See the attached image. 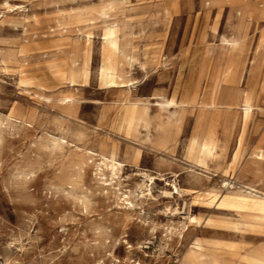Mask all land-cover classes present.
I'll return each instance as SVG.
<instances>
[{"label":"rangeland","instance_id":"1","mask_svg":"<svg viewBox=\"0 0 264 264\" xmlns=\"http://www.w3.org/2000/svg\"><path fill=\"white\" fill-rule=\"evenodd\" d=\"M107 1L0 0V264H247L264 246V223L209 205L206 191L226 192L224 181L264 191V165L253 159L264 130V0H111L105 16ZM112 21L123 54L135 61L114 50L112 67L130 85L103 88L101 29ZM232 40L241 42L233 51L226 44ZM187 82L188 96L194 91L199 103L209 93L217 104L210 125V108L200 117L197 106L165 111L150 99H179ZM243 90L254 104L233 157ZM125 100L149 104L146 126L117 129ZM208 126L217 155L196 165L185 148ZM53 135L71 145L53 151ZM85 149H113L126 164L120 187L129 189L133 206L98 187L93 163L76 175L73 163ZM94 161L110 181V169ZM138 167L193 190L164 197L170 186L156 180L140 198L137 187L147 181L135 174ZM68 177L73 192L86 195L85 207L67 193ZM187 215L199 224H188Z\"/></svg>","mask_w":264,"mask_h":264},{"label":"bare ground","instance_id":"2","mask_svg":"<svg viewBox=\"0 0 264 264\" xmlns=\"http://www.w3.org/2000/svg\"><path fill=\"white\" fill-rule=\"evenodd\" d=\"M213 1H217V0H213ZM111 5H112L111 0L107 1L106 4L104 5L103 7L104 9L102 11L105 16H107V13H108L107 9L110 8ZM5 6L9 8L12 5L5 2ZM171 7H173V4L171 2L168 5H166V7L164 6V9H165L164 13L168 14ZM238 13L240 14V12ZM119 31H120L119 26L117 25V23L113 21L110 23H105L101 29L102 60L98 66V82L103 88L125 87L127 85H130L131 80L130 79L124 80L119 74V72L114 70L111 64L110 56L114 50H116L119 55L121 56L123 55L124 59H126V62H128L129 64L135 61L133 56L123 54L121 44L117 40V36H120ZM86 33H85L86 36L84 39L85 45L88 44V42L90 41V36L89 34H86ZM226 44L227 46L230 47L232 51L238 49L241 46L240 40H232L230 42H226ZM163 57L165 56L160 55V59H163ZM83 63H84V66L82 70L79 72L81 81H83L86 76L87 59ZM186 63L188 64V70H191L192 61H188V62L186 61ZM204 63L208 64L209 59L205 58ZM139 66L143 70H146V64L144 62L139 61ZM229 72H230V68L226 70L225 80H227ZM188 86H189V82L184 84V86L182 87V95H181V98L179 99H176L175 95H172V96L170 95L171 96L170 98H164L162 96H151L150 99H154L155 100L154 105H156L159 109H164V110L167 108L177 107V106H183V107L197 106L200 111V117H202L205 109L210 108L213 110L209 118V125H210L212 116L218 113L217 104L214 102H211L208 99L209 93L204 95L202 99L200 100V102L198 103L196 101L197 96H196V93H194V91L190 96H188V92H187ZM253 98L254 97L251 91L249 90L242 91L241 96H240V107H241L240 119L242 121L241 122L242 126H241V133L236 140V144H235L236 148L231 154V156L233 157L236 155V153L240 150L242 146V134H243L245 125L252 113V108L254 104ZM63 101L70 102L71 100L69 98H64ZM148 106H149L148 103H140L138 101L129 102L128 100H125L121 104L120 109L117 113V117H116L117 129L118 130L127 129L129 131H132L135 129V126L139 122H142V124L146 126L147 120H148V109H149ZM5 117L6 119H9V120L17 119V117H14L13 115H9V114H6ZM53 136L54 137H52V139L50 140V145L53 151L61 152V150L64 147V144L71 145V143H69L64 137L56 136V135H53ZM218 147H219L218 140L215 139V137L213 136V132L210 130V127L208 126V130L205 135L201 137L199 135L190 136V139L186 145L185 151H186V155L188 156V158L194 160L196 165L197 164L204 165L208 159H214L216 157ZM79 156L80 157L78 158V160L74 161L73 163V166L75 167L77 171L76 175H78V177L81 176L80 171L83 169V167L88 162L93 163L94 175H95L98 187L105 194H107L108 190L111 193H113L116 196V199L120 201V204L133 206L132 200L130 199L131 193L129 189L122 190L120 187V172L122 170V167L126 164L117 159L116 154L113 149L110 150L108 154L97 153L95 151L85 149L81 152ZM133 157L135 160L139 158L138 150L134 152ZM95 158H98L101 160L102 162L101 165H105L104 168L110 169V172L112 175L110 181L105 180V178L102 177V173H101L102 168L99 167L100 165L99 162L94 161ZM253 159H254V162H258V163L261 162L264 165V130L258 141L256 151L253 154ZM147 172L148 170L139 168V167L135 171V174H138L139 176H141L143 179L147 181L146 184H140L137 187V191H138L137 194H139L140 198L146 194L151 195V192H150L151 185L155 183L156 180H163L165 181V185L170 186L171 190L163 189L161 191L162 196L164 197L171 196L174 193L180 194L183 191L188 192V191L193 190V189H182L178 187L175 183V179L166 180V177L162 173H159V172L147 173ZM113 178L117 180L118 186L113 185V183L115 182L112 180ZM66 183L70 185V190H68L67 193L70 195L74 194L75 198L78 199L82 203V205L85 207L86 201H87L86 195L83 193L82 195L78 196L73 192V184H72V181L70 180V177H68V180L66 181ZM222 187L226 190V192L220 195H218L217 192L206 191V196L208 198L207 203L209 205H214L216 206V208L231 209V210H234L236 213L245 214L246 216H249L251 218H254L255 220H258L264 223V191H259L253 188L250 184H239L238 185V184H234V182H227V181L223 182ZM175 213L176 211L172 212V214H175ZM184 214L186 213L184 212ZM186 219H187L186 222L188 224L192 222H196L197 224H199V220L195 219L191 215L190 216L187 215ZM186 222H184L183 224L185 225ZM233 228L239 229L237 226H233ZM128 246H131V245H128ZM191 246L192 248H194V251H200L202 248V245H200L197 242L192 243ZM214 264H217V263H214ZM247 264H264V246L260 249V251L256 253V256L252 258L251 261H249Z\"/></svg>","mask_w":264,"mask_h":264},{"label":"crops","instance_id":"3","mask_svg":"<svg viewBox=\"0 0 264 264\" xmlns=\"http://www.w3.org/2000/svg\"><path fill=\"white\" fill-rule=\"evenodd\" d=\"M190 72H191V70H189ZM142 124V122H139L136 126H135V129H136V127L138 126V125H141ZM143 125V124H142ZM134 129V130H135Z\"/></svg>","mask_w":264,"mask_h":264},{"label":"built area","instance_id":"4","mask_svg":"<svg viewBox=\"0 0 264 264\" xmlns=\"http://www.w3.org/2000/svg\"><path fill=\"white\" fill-rule=\"evenodd\" d=\"M165 57H163V59H164Z\"/></svg>","mask_w":264,"mask_h":264}]
</instances>
